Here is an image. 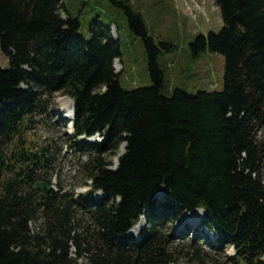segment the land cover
I'll return each instance as SVG.
<instances>
[{"label":"trees","instance_id":"trees-1","mask_svg":"<svg viewBox=\"0 0 264 264\" xmlns=\"http://www.w3.org/2000/svg\"><path fill=\"white\" fill-rule=\"evenodd\" d=\"M213 2L220 30L197 33L189 49L223 55V88L190 93L163 92L157 58L172 44L155 42L128 5L150 84L126 90L111 23L91 22L86 39L62 0H0L9 60L0 67V264H181L168 228L196 209L198 225L215 235L211 247H233L234 264H264V0ZM57 93L73 101L70 137L86 155L88 189L43 195L33 183L50 184L52 156L27 132ZM96 134L101 140H88ZM198 252L190 244L186 262Z\"/></svg>","mask_w":264,"mask_h":264},{"label":"rangeland","instance_id":"rangeland-1","mask_svg":"<svg viewBox=\"0 0 264 264\" xmlns=\"http://www.w3.org/2000/svg\"><path fill=\"white\" fill-rule=\"evenodd\" d=\"M62 1L68 14L79 20L76 31L79 36L88 39L89 25L95 20L111 23V33L118 39L120 49V57L115 59L114 68L123 89L149 85L150 79L142 40L129 29L122 4L141 14L148 34L155 42L172 44L171 50L161 51L157 58L164 73L163 92L171 91L173 87L190 93L199 89L212 91L223 88V55L204 50L193 56L189 49V43L197 33L217 32L222 26L219 9L213 0H115L116 3L111 0ZM8 66V57L0 49V67ZM64 98V95L55 94L48 105V117L37 123L36 128L27 134L34 146L46 148V155L52 156L53 165L47 172L50 186L54 190L61 187L62 191L83 192L88 186L85 184L86 177L80 169V163L86 159V155L78 152L71 140L73 130L61 103ZM88 140L97 141L101 137L96 134ZM122 150L123 145L120 152ZM108 157L114 164L117 162L114 152L109 153ZM102 195L101 192L95 193L96 197ZM164 196L163 190L155 193L157 199ZM183 217L168 228L172 250H175L181 264H190L185 260L190 244L199 250V259L194 258L192 264H200L199 260H204L206 264H234L228 259L234 253L232 247H211L210 243L215 241V235ZM184 220L188 221L183 223ZM30 226L34 227V224L31 222ZM135 228L131 233H135ZM71 251V256L74 257V248ZM77 263L88 264L85 258L78 259Z\"/></svg>","mask_w":264,"mask_h":264},{"label":"bare ground","instance_id":"bare-ground-1","mask_svg":"<svg viewBox=\"0 0 264 264\" xmlns=\"http://www.w3.org/2000/svg\"><path fill=\"white\" fill-rule=\"evenodd\" d=\"M64 97L65 98L61 100V103L63 105L62 107L66 110V116L71 120L72 119V113H73V104H72V101L69 97H67V96H64ZM203 214H204L203 210L196 209L190 213L189 212L184 213L183 214L184 217H183V215H182V217L192 221L196 225L200 222ZM142 219L143 218H141L139 224L134 226V227H137L133 230L135 232L134 233L135 235H138L140 227H142V225H143ZM188 220H184L183 223H186V221H188ZM131 232H132V230H131Z\"/></svg>","mask_w":264,"mask_h":264},{"label":"water","instance_id":"water-1","mask_svg":"<svg viewBox=\"0 0 264 264\" xmlns=\"http://www.w3.org/2000/svg\"><path fill=\"white\" fill-rule=\"evenodd\" d=\"M73 116H74V113H72V119L70 122L71 128L73 124ZM33 187L42 189V194L45 195L49 191L50 185L46 181L37 180L33 183Z\"/></svg>","mask_w":264,"mask_h":264}]
</instances>
